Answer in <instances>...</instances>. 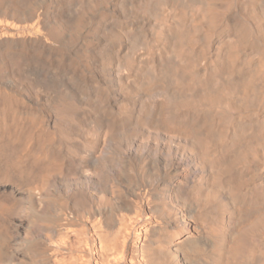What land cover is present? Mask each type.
<instances>
[{
    "label": "bare ground",
    "instance_id": "obj_1",
    "mask_svg": "<svg viewBox=\"0 0 264 264\" xmlns=\"http://www.w3.org/2000/svg\"><path fill=\"white\" fill-rule=\"evenodd\" d=\"M3 185L0 264H264V0H0Z\"/></svg>",
    "mask_w": 264,
    "mask_h": 264
},
{
    "label": "rangeland",
    "instance_id": "obj_2",
    "mask_svg": "<svg viewBox=\"0 0 264 264\" xmlns=\"http://www.w3.org/2000/svg\"><path fill=\"white\" fill-rule=\"evenodd\" d=\"M23 160H25V163H27V161L30 159L29 157H28V155L26 154V151H23ZM29 163V162H28ZM0 194L2 195H0V236H2L4 233L6 234V235H13V237H14V235H15V233H16V218H19L20 217V202H21V198L19 197L20 196V194H17L16 193V191L15 192H11V193H9L12 189L10 188V186H8V185H3V186H0ZM5 190V191H4ZM1 192H3V193H1ZM4 194H5V196H4ZM8 194V197H10V198H15L16 196H17V198H15L14 200H9V198L6 196ZM11 194V195H10ZM14 195H15V197H14ZM5 198L7 199L6 200V202H4V200H5ZM18 201H20V202H18ZM3 203V205H2V203ZM10 202V203H9ZM14 202V203H13ZM11 204V205H10ZM14 205V207H16V208H12L11 209V207ZM16 205V206H15ZM6 206V207H5ZM16 209V210H15ZM13 211V212H15L14 213V216L13 215H10L9 213H10V211ZM8 211V212H7ZM5 213H6V215H5ZM7 213H8V216H7ZM15 215H17V216H15ZM7 221H5L4 219ZM13 218V219H12ZM11 220V221H10ZM15 220V221H14ZM3 221L4 222H6V223H4V224H2L3 223ZM11 223V224H10ZM5 224H6V226H5ZM10 224V225H9ZM14 225V226H13ZM8 226V227H7ZM2 227V228H1ZM5 227V228H4ZM7 228H9L8 230H10V231H8L7 230ZM13 228V229H12ZM3 230V231H2ZM6 230V231H5ZM4 232V233H3ZM10 232H12V234L10 233ZM14 232V233H13ZM9 233V234H8Z\"/></svg>",
    "mask_w": 264,
    "mask_h": 264
}]
</instances>
